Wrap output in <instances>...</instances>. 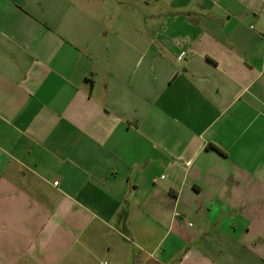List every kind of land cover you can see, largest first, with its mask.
<instances>
[{
	"label": "crops",
	"instance_id": "crops-1",
	"mask_svg": "<svg viewBox=\"0 0 264 264\" xmlns=\"http://www.w3.org/2000/svg\"><path fill=\"white\" fill-rule=\"evenodd\" d=\"M99 256L264 264V0H0V264Z\"/></svg>",
	"mask_w": 264,
	"mask_h": 264
},
{
	"label": "rangeland",
	"instance_id": "rangeland-1",
	"mask_svg": "<svg viewBox=\"0 0 264 264\" xmlns=\"http://www.w3.org/2000/svg\"><path fill=\"white\" fill-rule=\"evenodd\" d=\"M89 264H100V256L98 257V259L90 261Z\"/></svg>",
	"mask_w": 264,
	"mask_h": 264
},
{
	"label": "trees",
	"instance_id": "trees-1",
	"mask_svg": "<svg viewBox=\"0 0 264 264\" xmlns=\"http://www.w3.org/2000/svg\"><path fill=\"white\" fill-rule=\"evenodd\" d=\"M210 147H212L213 149H216V147H214V146H210Z\"/></svg>",
	"mask_w": 264,
	"mask_h": 264
},
{
	"label": "built area",
	"instance_id": "built-area-1",
	"mask_svg": "<svg viewBox=\"0 0 264 264\" xmlns=\"http://www.w3.org/2000/svg\"><path fill=\"white\" fill-rule=\"evenodd\" d=\"M104 264H107V263H104Z\"/></svg>",
	"mask_w": 264,
	"mask_h": 264
}]
</instances>
